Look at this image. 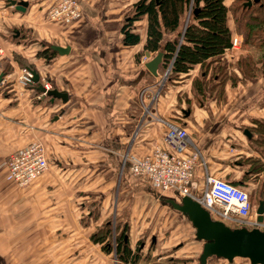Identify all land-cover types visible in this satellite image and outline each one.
<instances>
[{"label": "crops", "instance_id": "obj_1", "mask_svg": "<svg viewBox=\"0 0 264 264\" xmlns=\"http://www.w3.org/2000/svg\"><path fill=\"white\" fill-rule=\"evenodd\" d=\"M24 1L28 2L26 10L19 12L8 0H0V47L4 53L0 64V264H13L19 257L16 248L21 244L16 239L26 229L22 216L27 214L51 215L57 208L61 216L80 215L79 225L91 215H111L121 217V228L129 230L134 209H142L139 213L146 215L151 210L148 201L158 211L170 206L168 199L178 201L182 195L176 190H161L123 164L125 156L141 158L156 147L166 148L163 120L187 131L209 174L237 185L252 186L251 178L263 181L264 127L258 125L264 124V85L247 96L242 90L234 101L230 100V81L224 85L223 97L218 98L210 93L217 82L194 80L199 75L198 65L171 79L164 76L169 65L161 64L158 75L153 76L144 67L147 58L141 61L146 52L142 46L145 18L139 20L143 31L136 30L140 43H122L121 26L131 14L134 0H76L80 15L68 22L48 20L47 9L57 0ZM230 1L224 0V4L229 6ZM226 24L233 30L229 13ZM9 30L15 40L6 39ZM176 33H163L158 51ZM42 44L68 46L69 51L63 55L56 52L50 62H44L35 56ZM26 65L33 66L41 83L66 92L67 100L38 97L35 86L18 85L16 76ZM225 97L228 101L222 102ZM36 141L45 148L48 170L28 187H17L4 176L6 153ZM252 165L256 169L250 173ZM203 173L198 166L193 170L191 189L195 195L200 192ZM250 191L262 201L256 189ZM138 199H143V204L137 203ZM64 231L72 229L66 226ZM131 241L129 246L134 249ZM33 246L24 247L32 248V253L19 249L20 256L36 260L38 250Z\"/></svg>", "mask_w": 264, "mask_h": 264}, {"label": "rangeland", "instance_id": "obj_2", "mask_svg": "<svg viewBox=\"0 0 264 264\" xmlns=\"http://www.w3.org/2000/svg\"><path fill=\"white\" fill-rule=\"evenodd\" d=\"M232 2L233 0L230 1L229 6ZM53 4H55V2H53ZM190 9L191 8L188 7V9L184 11L181 17L182 25L180 30H177L176 32L181 30L183 31L185 28V25L189 21V14L191 12ZM229 15L232 18L231 9L229 10ZM135 26L139 28L140 32L143 31V25L140 21L136 22ZM233 31L235 33L232 37L237 36L240 39L238 49L231 52L226 51L225 58L228 65L223 66L221 70L217 69L214 71L215 64L213 63L210 65L207 70L206 81L212 78L214 72L218 75L220 74V79H229V81L236 80L233 87H231L232 91L229 93L231 95L230 100L233 99L235 101L237 94H240L242 90H244V95L247 96L249 93L255 92L256 89L258 90L264 85V46L247 48L246 45H243V35L235 30ZM13 34L14 33L11 30L7 31L6 39L15 40L12 36ZM243 55H248V57L251 58L250 61L254 64L256 63L255 65H257L255 67L256 69L253 71L245 70V76H243L241 69L236 66L237 60ZM2 61L3 60L1 58L0 64L3 63ZM21 63L24 65L26 64L25 61H21ZM169 65H171V63ZM165 69L166 68L161 70V72L163 73ZM165 77H168V75ZM242 95L243 94H241V96ZM221 101L227 102L228 98L226 99L225 97L224 100ZM10 154L11 153H6V158L3 161V164H5L6 168L4 176L7 177L8 175L11 179L6 166V159ZM249 182L253 184L251 187L252 190H254V185L259 183L258 181H254L252 178ZM15 186L17 185L15 184ZM251 189L248 188L244 190L250 193L253 202L256 203L258 198L261 197H259L255 191H250ZM137 203L143 204V199H138ZM137 203L136 206L138 207ZM148 206L151 210L146 215H141L139 213L142 209H134L131 227L129 230H126L125 228L128 243L132 240L131 243H133V241L135 242L134 248H136L137 245L140 247L143 246V249L139 252L141 256L140 261L137 264H200L198 256L201 252L202 242L195 239L194 229L188 220L178 212L169 209L170 206H166L165 210L159 211V208H156L151 201H148ZM90 209L91 208L89 207L88 210ZM80 217V215L61 216L57 208L53 209V213L51 215L48 213L37 212L34 216H30L28 214L25 217L22 216L24 219V221L22 220V225L24 224L26 229L23 233L21 232L16 239L20 240L18 241V245H21L16 248L19 257L16 256L13 264H124L116 258L114 241H112V248L110 252L106 254L101 249L100 244L97 245V243H93L89 238L92 232L99 229H107L109 226L103 225V222L105 223L106 221L108 224L110 223L109 225H111L109 227V232L110 237L113 238L115 234H118V230L121 228V217L114 218L110 215L108 217L100 218L98 215H91L90 219H83L81 225H79L77 220ZM83 223H86L89 226L84 228ZM66 226L70 227L72 231H64ZM94 226L96 227L95 229ZM35 229H37V232L34 231ZM121 229L124 230V228ZM24 237L29 239V241L25 240ZM29 243L35 246H33L34 250H38L36 260H34V257L27 259L25 258L26 256H20L19 249L25 251L30 250L32 253V248H24L28 246ZM44 243H46L47 246H41L44 245ZM206 264H249V262L246 259L241 258H235L232 262H228L225 259L211 257L207 260Z\"/></svg>", "mask_w": 264, "mask_h": 264}, {"label": "trees", "instance_id": "obj_3", "mask_svg": "<svg viewBox=\"0 0 264 264\" xmlns=\"http://www.w3.org/2000/svg\"><path fill=\"white\" fill-rule=\"evenodd\" d=\"M245 1L247 0H233L230 6H226L224 0H134L131 14L126 16L121 26L122 43L126 46L140 43V35L136 31L135 23L145 18L143 50L156 53L160 48L163 33H173L180 30L181 17L184 11L190 7L189 21L183 31H178L174 38L164 42L162 66L166 67L171 63L168 76L171 79H177L198 65L199 75L194 80L206 81L207 70L210 65L215 64L214 71L221 70L223 66L228 65L225 53L231 46V37L235 33L233 30L243 35V45H246L247 48L264 46V0L252 2L250 6H243ZM230 9L233 30L226 24ZM55 54V51L42 44L35 56L43 59L44 62H50ZM250 59L248 55H243L236 62V66L241 69L243 76H245V70L253 71L256 69V63H252ZM26 66L33 69L31 65ZM219 77L220 74L214 72L208 81L217 82L210 88L211 96L222 98L224 85L229 82V79H220ZM235 81L230 80L231 85ZM31 86H35V84L33 83ZM259 127H264V124L260 123ZM253 166L249 168L250 173L256 169ZM246 179H250L249 176H246ZM239 183L240 185L233 184L241 188L251 189L252 187L244 185V182ZM259 184V187L255 189L262 195L264 204V179ZM109 224L107 225L110 227ZM109 227L105 230L99 229L92 232L89 236L90 240L100 244L101 249L106 254L110 252L112 241H114L117 260L124 264H137L141 257L139 254L141 247L137 245L134 249L130 248L125 228L118 230V234H115L113 238L110 237Z\"/></svg>", "mask_w": 264, "mask_h": 264}, {"label": "built area", "instance_id": "obj_4", "mask_svg": "<svg viewBox=\"0 0 264 264\" xmlns=\"http://www.w3.org/2000/svg\"><path fill=\"white\" fill-rule=\"evenodd\" d=\"M80 15V4L76 0H57L47 10L48 20L68 22ZM240 39L232 37L229 52L238 49ZM0 48V58L3 56ZM146 57H142L145 62ZM170 70L165 71L164 76ZM2 81V78L1 80ZM16 82L22 88L33 84L31 69L24 66L16 76ZM44 89H50L48 82L42 83ZM43 96L39 92L38 97ZM165 125L163 144L166 148L156 147L144 157L125 156L129 171L138 177L147 179L161 190L174 189L182 196L188 195L196 200L210 214L212 219L223 222L229 227L248 229L258 228L264 231V216L259 213L261 200L254 203L251 195L233 183L209 174L207 163L199 147L192 144L187 131L172 122L162 121ZM6 166L12 181L19 187H28L37 181L48 169V160L44 146L36 141L12 152L6 159ZM203 169L199 194L192 193L193 170Z\"/></svg>", "mask_w": 264, "mask_h": 264}, {"label": "water", "instance_id": "obj_5", "mask_svg": "<svg viewBox=\"0 0 264 264\" xmlns=\"http://www.w3.org/2000/svg\"><path fill=\"white\" fill-rule=\"evenodd\" d=\"M258 0H247L243 6H250L252 2ZM9 6L19 12H24L28 5L27 1L8 0ZM196 11V10H195ZM194 11V13H195ZM51 50L59 55L68 53L69 47H61L58 45H50ZM147 61L144 67L153 76L158 75V68L163 62V52L157 51L153 56L150 52H145ZM168 66L167 70L169 69ZM32 81L36 89L43 94L52 98H58L62 102L67 100V93L58 91L55 88L45 90L40 82L38 73L31 69ZM2 74H0L1 80ZM185 112V114H187ZM245 133H250L245 130ZM167 203L173 210L184 216L194 229V237L197 241L202 242L201 252L198 256L200 264H206L209 257H217L232 262L235 258L246 259L249 264H264V231L258 228L248 229L245 227L232 228L221 221L212 219L208 211L202 207L196 200L188 195L181 196L178 201L168 199ZM259 213H264V204L261 201Z\"/></svg>", "mask_w": 264, "mask_h": 264}, {"label": "bare ground", "instance_id": "obj_6", "mask_svg": "<svg viewBox=\"0 0 264 264\" xmlns=\"http://www.w3.org/2000/svg\"><path fill=\"white\" fill-rule=\"evenodd\" d=\"M52 21H53V20H52ZM212 257H214V256H212ZM209 258H211V257H209ZM209 258H208V259H209ZM216 258H217V257H216ZM208 259H207V260H208ZM221 259H222V258H221Z\"/></svg>", "mask_w": 264, "mask_h": 264}]
</instances>
